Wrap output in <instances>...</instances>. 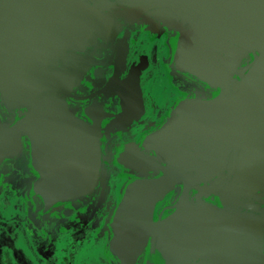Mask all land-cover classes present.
<instances>
[{
    "label": "water",
    "instance_id": "95a60500",
    "mask_svg": "<svg viewBox=\"0 0 264 264\" xmlns=\"http://www.w3.org/2000/svg\"><path fill=\"white\" fill-rule=\"evenodd\" d=\"M104 1L190 15L171 67L200 90L117 149L123 179L105 221V256L110 264H135L148 246L144 262L153 264H264V0ZM111 26L112 16L91 0H0V166L26 157L25 222L34 231L90 211L106 128L134 111L105 107L101 96L116 73L96 93L75 95L73 73L62 66L65 53L106 39ZM123 60L119 52L117 64ZM123 83V103L135 89L140 104L134 75ZM229 153L232 175L218 194L225 210L201 195L223 179Z\"/></svg>",
    "mask_w": 264,
    "mask_h": 264
},
{
    "label": "flooded vegetation",
    "instance_id": "af4514ba",
    "mask_svg": "<svg viewBox=\"0 0 264 264\" xmlns=\"http://www.w3.org/2000/svg\"><path fill=\"white\" fill-rule=\"evenodd\" d=\"M91 1L112 16L108 37L104 40L97 38L83 51L65 53L64 62H60L73 73L75 86L72 91L75 95L96 93L116 73L117 83L100 95L105 107L117 114L125 111V107L134 109L129 119L106 128L102 146L103 169H106V156L113 158L120 145L135 142L162 124L177 100L193 96L200 90L183 75L175 74L171 67L175 39L191 23L190 15L168 5L128 9L110 1ZM119 52H124L121 64L116 62ZM130 74L139 83L141 105L135 89H132L133 100L128 106L121 99L123 82ZM82 104L74 99L73 107L81 108ZM0 116H3L1 110ZM109 123L111 121L107 119L106 124ZM224 157L220 173L223 179L214 188L203 192L201 198L210 206L229 210L218 198L220 189L232 175L231 153ZM25 160L26 157L20 155L17 161L0 166V264H110L103 250L105 221L118 197L119 185L115 183L122 174L121 167L115 163L108 166L113 174L111 180H114L111 184L113 190L110 199L113 201L114 198L111 208L95 202L88 213L57 221L44 231H34L25 222L26 194L31 179ZM168 203H158L154 214ZM260 211L261 252L264 255V201ZM148 253L147 246L135 264H153L152 259L144 262ZM203 253L213 251L204 250Z\"/></svg>",
    "mask_w": 264,
    "mask_h": 264
},
{
    "label": "rangeland",
    "instance_id": "374dc122",
    "mask_svg": "<svg viewBox=\"0 0 264 264\" xmlns=\"http://www.w3.org/2000/svg\"><path fill=\"white\" fill-rule=\"evenodd\" d=\"M111 158L110 157L107 158V156H106V158L104 160L106 162V164H107L106 165L107 167H106V169H103V173H102V177H101V182H100V185L98 187V191H97L96 198H95V202H98V204H103L102 206H104V207L109 206L110 208L112 207V202L114 201V198H113V201H112V198L110 199V197H111V190H113L111 184L114 183V180H111L112 179L111 176L113 174L109 171L108 166L109 165L111 166V163H113V164L115 163L114 157L112 158V160H111ZM121 173L122 174H120L119 180L115 183V185H117V184L119 185L121 183V181L123 179V172H122V170H121ZM95 207H96V205H95ZM96 209H97V207L95 208L94 211H96ZM108 214H107V216H108Z\"/></svg>",
    "mask_w": 264,
    "mask_h": 264
}]
</instances>
